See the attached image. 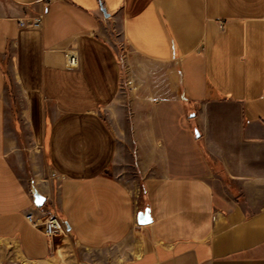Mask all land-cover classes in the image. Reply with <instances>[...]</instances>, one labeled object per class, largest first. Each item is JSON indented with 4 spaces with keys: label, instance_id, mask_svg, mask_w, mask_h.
<instances>
[{
    "label": "crops",
    "instance_id": "1",
    "mask_svg": "<svg viewBox=\"0 0 264 264\" xmlns=\"http://www.w3.org/2000/svg\"><path fill=\"white\" fill-rule=\"evenodd\" d=\"M117 43L178 76L149 116L162 166L141 193L116 165ZM0 264H264V0H0Z\"/></svg>",
    "mask_w": 264,
    "mask_h": 264
},
{
    "label": "rangeland",
    "instance_id": "2",
    "mask_svg": "<svg viewBox=\"0 0 264 264\" xmlns=\"http://www.w3.org/2000/svg\"><path fill=\"white\" fill-rule=\"evenodd\" d=\"M117 48L123 65L122 84L126 98L111 113L125 133L121 138L120 163L116 165L124 182L141 193L144 177L161 171L162 166L155 164L157 155L151 143L149 116L163 101L178 97V76L174 66H148L123 44L117 43ZM9 97L15 100L14 87H9ZM20 140L24 160L29 164L27 141L23 137ZM151 161L152 164H143Z\"/></svg>",
    "mask_w": 264,
    "mask_h": 264
},
{
    "label": "built area",
    "instance_id": "3",
    "mask_svg": "<svg viewBox=\"0 0 264 264\" xmlns=\"http://www.w3.org/2000/svg\"><path fill=\"white\" fill-rule=\"evenodd\" d=\"M23 26L27 25L26 22L21 23ZM33 27H41L42 25V16L34 19L30 23ZM221 28L224 25L221 24ZM66 67L68 69L74 70L79 67V58L78 54L73 51H66L64 53ZM39 208H36V212ZM40 217H38L35 213L31 212L26 215V220L28 223L35 229L39 230L43 236L47 240H52L54 238H61L67 235V228L65 223L56 215V214H48L45 215L41 213Z\"/></svg>",
    "mask_w": 264,
    "mask_h": 264
},
{
    "label": "water",
    "instance_id": "4",
    "mask_svg": "<svg viewBox=\"0 0 264 264\" xmlns=\"http://www.w3.org/2000/svg\"><path fill=\"white\" fill-rule=\"evenodd\" d=\"M105 12V11H104ZM33 199H34V204L37 208H43L47 199L46 197L41 194V192L38 190L36 186L32 187L31 190ZM152 218L150 215L149 209H145L144 211H140L137 215V223L139 226H146L152 223Z\"/></svg>",
    "mask_w": 264,
    "mask_h": 264
}]
</instances>
